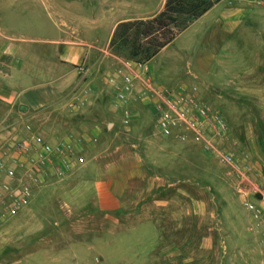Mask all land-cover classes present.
<instances>
[{
  "label": "rangeland",
  "instance_id": "374dc122",
  "mask_svg": "<svg viewBox=\"0 0 264 264\" xmlns=\"http://www.w3.org/2000/svg\"><path fill=\"white\" fill-rule=\"evenodd\" d=\"M201 1L208 6L219 0ZM111 3L122 8L121 0H0V26L6 25L16 45L37 46L35 36L15 35L10 28L26 31L41 17L64 28L61 13L102 18L111 14ZM248 27V32L226 35L220 43L217 55L225 67L218 69L217 78L197 67L198 53L183 57L170 78L174 84L198 87L203 101L225 117L231 128L225 146L238 159L240 171L209 158L192 143L162 137L151 106L138 98L131 109L139 114L129 128L124 127L114 94L103 89L97 108L83 107L72 116L60 110L30 124L51 144L68 136L85 137L86 164L65 176L47 171L34 186L31 205L14 217L1 218L0 264H264V244L252 230L238 189L244 172L264 192V99L248 94L246 99L222 100L207 89L210 82L228 79L226 66L237 72L243 62H256L264 36H257L262 29L259 21ZM191 33L150 62L153 74L163 78L170 52L186 38L196 41ZM106 50L109 68L101 74L109 83L121 68L120 60L129 58L111 45ZM35 52L29 55L52 61V52L48 60L41 48ZM26 66L38 67L30 58ZM247 72L253 74L238 76L246 88L264 84V67L251 66ZM111 106L116 113L109 111ZM5 125L0 123V152L27 136V125L24 134ZM193 159L196 163H191ZM1 180L2 175L4 215ZM100 183L112 185V197L100 195ZM256 199L264 204L260 196Z\"/></svg>",
  "mask_w": 264,
  "mask_h": 264
},
{
  "label": "crops",
  "instance_id": "0c3cea01",
  "mask_svg": "<svg viewBox=\"0 0 264 264\" xmlns=\"http://www.w3.org/2000/svg\"><path fill=\"white\" fill-rule=\"evenodd\" d=\"M167 2L168 0H121V9L114 8L111 3V14L102 18L97 14L85 17L80 14L65 15L63 12L61 16L64 28L51 18L49 21L42 17L37 18L34 24L31 23L26 31L10 28L12 34L25 33L35 36L32 41H35L37 46L16 45L12 36L7 34L6 25L0 26V123L6 124L4 128H19L24 134L26 125H37L45 117L56 114L55 112L61 110L65 115L72 116L83 109L74 106L76 96L83 95V92H87L85 111L97 108L103 89L113 95L111 85L101 72L109 68L106 47L111 45L117 27L123 22L153 19L164 11ZM107 4H110V1ZM256 8L258 7L243 0H219L214 3L201 18L189 25L160 52H168L176 40L187 32L191 31V36L196 40L192 43L190 38H186L179 49L170 52L169 65L161 75L163 78L153 74L156 84L172 90L190 89L184 82L171 83L170 78L174 69L181 65L183 57L194 53H198L197 67L217 78L218 69L225 67V63L220 60L222 56L217 53L220 52V43L224 42L226 35L246 33L251 30L248 25L259 21L262 29H259L257 36H264V12ZM261 46L264 47L263 42ZM39 48L46 54V59L49 51L52 52V61L47 59L49 62L44 63L41 57L29 55L39 51ZM29 58L38 67L26 68ZM255 58V63L243 62L246 72L243 69L235 72L226 66L228 79L210 82L207 89L222 100L246 99L248 94L250 98L264 99V84H255L248 89L238 80V76L253 74L247 72L251 66L264 67L263 48ZM241 63L242 61L240 65L237 63V69L242 66ZM84 70L86 72L81 73ZM193 89H197L203 99L200 89L196 86ZM113 109L111 106L109 110L112 114L116 113ZM150 109L154 113L152 107ZM138 114L137 112V116ZM194 162L193 159L191 163ZM111 186L107 183L98 184L100 195L112 197ZM112 202L110 200L109 204Z\"/></svg>",
  "mask_w": 264,
  "mask_h": 264
},
{
  "label": "built area",
  "instance_id": "2783aa9c",
  "mask_svg": "<svg viewBox=\"0 0 264 264\" xmlns=\"http://www.w3.org/2000/svg\"><path fill=\"white\" fill-rule=\"evenodd\" d=\"M250 5L264 8V0H243ZM121 68L109 78L114 94V107L123 112V126L129 128L136 119V111L130 105L141 100L154 110L159 134L165 138L176 137L182 143L196 145L206 156L240 171V163L225 143L231 128L225 117L207 105L197 89H168L156 84L149 63L134 59L120 60ZM86 70L83 71L85 73ZM74 106L83 108L85 95L75 98ZM24 140L13 141L0 152L1 190L3 216L14 217L29 207L34 198V186L52 170L65 176L86 164L82 149L85 137L68 136L56 144L47 142L35 134L33 126H26ZM246 171V168L244 169ZM239 193L253 221L254 230L264 244V192L240 172ZM262 201V202H263Z\"/></svg>",
  "mask_w": 264,
  "mask_h": 264
},
{
  "label": "trees",
  "instance_id": "16d2710c",
  "mask_svg": "<svg viewBox=\"0 0 264 264\" xmlns=\"http://www.w3.org/2000/svg\"><path fill=\"white\" fill-rule=\"evenodd\" d=\"M212 6H204L201 0H168L164 11L153 19L121 23L114 33L111 48L129 59L150 63Z\"/></svg>",
  "mask_w": 264,
  "mask_h": 264
}]
</instances>
